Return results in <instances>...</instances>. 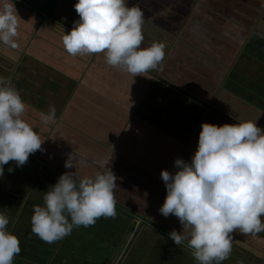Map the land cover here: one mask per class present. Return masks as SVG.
Returning a JSON list of instances; mask_svg holds the SVG:
<instances>
[{
	"label": "crops",
	"instance_id": "0c3cea01",
	"mask_svg": "<svg viewBox=\"0 0 264 264\" xmlns=\"http://www.w3.org/2000/svg\"><path fill=\"white\" fill-rule=\"evenodd\" d=\"M10 2L18 47L0 43V76L13 80L26 104L23 118L40 125L44 140L23 166L6 164L0 178V210L6 207L20 240L15 261L118 264L150 245L146 264L167 263L171 255L195 264L168 235L182 230L178 218L159 212L167 194L161 171H175L176 158L190 161L203 122L253 120L264 129V0H128L144 11L142 46L165 45L157 68L135 77L108 65L103 53H67L62 37L79 19L76 0ZM50 105L56 119L43 125L39 115ZM73 151L76 169H68ZM98 161L117 177L115 217L76 227L54 243L32 233L33 207L43 204L45 191L68 171L94 175ZM158 249L165 252L154 261ZM226 260L264 264V232L234 233Z\"/></svg>",
	"mask_w": 264,
	"mask_h": 264
},
{
	"label": "clouds",
	"instance_id": "9594fccd",
	"mask_svg": "<svg viewBox=\"0 0 264 264\" xmlns=\"http://www.w3.org/2000/svg\"><path fill=\"white\" fill-rule=\"evenodd\" d=\"M74 8L79 19L62 37L68 54L103 53L108 65L121 67L133 77L145 76L163 61V43L142 46L141 7L130 6L128 0H76ZM17 35L14 2L0 0V43L15 49ZM25 110L13 80L0 76V178L10 161L21 167L30 154L42 150L40 125L25 120ZM55 119L54 105L39 115L43 125ZM77 160V153H69L65 167L76 169ZM97 165L94 175L79 176L75 170L58 177L45 191L43 204L33 207L32 233L54 243L76 227L91 226L100 217H115L117 177L104 161ZM174 168L161 171L167 194L159 212L178 218L182 230L173 229L168 235L176 246H186L198 264L226 260L234 233L264 232V129L256 121L203 122L190 161L176 158ZM13 170L10 165L8 171ZM9 223L5 207L0 210V264H13L21 252Z\"/></svg>",
	"mask_w": 264,
	"mask_h": 264
},
{
	"label": "rangeland",
	"instance_id": "374dc122",
	"mask_svg": "<svg viewBox=\"0 0 264 264\" xmlns=\"http://www.w3.org/2000/svg\"><path fill=\"white\" fill-rule=\"evenodd\" d=\"M148 42H150V40H146L145 41V43H148ZM14 234H15V232H14ZM134 234L135 233H133V235ZM152 249H154V247L149 245L146 248H143V252L144 253L142 252L141 254H135V255L132 254V252L129 251L128 253H126V256L123 257L118 264H146V262L144 263L143 261H147L148 260V258L146 259V256L148 255L147 253L150 250H152ZM164 252L165 251L163 249H158V253L157 252L156 253L158 254L157 256H158L159 259L153 258L152 260L160 261L161 258H160L159 254H163ZM185 256H187V255L185 254ZM175 258H174V255L173 256L171 255V256H169V260L167 261V263H163V264H191V261L189 262L188 259L185 260L184 256L181 257L179 260H174ZM189 258H191L190 260H192V258H194V257L193 256H189ZM19 262H21V261H15V259H14L13 264H19ZM150 264H153V263H150ZM195 264H198V262L195 261ZM221 264H233V262H231L230 260H224V261L221 262Z\"/></svg>",
	"mask_w": 264,
	"mask_h": 264
},
{
	"label": "built area",
	"instance_id": "2783aa9c",
	"mask_svg": "<svg viewBox=\"0 0 264 264\" xmlns=\"http://www.w3.org/2000/svg\"><path fill=\"white\" fill-rule=\"evenodd\" d=\"M136 227H137V223L134 224V226H133V230L136 229Z\"/></svg>",
	"mask_w": 264,
	"mask_h": 264
},
{
	"label": "trees",
	"instance_id": "16d2710c",
	"mask_svg": "<svg viewBox=\"0 0 264 264\" xmlns=\"http://www.w3.org/2000/svg\"><path fill=\"white\" fill-rule=\"evenodd\" d=\"M135 230H137V228H136ZM135 230H134V231H135Z\"/></svg>",
	"mask_w": 264,
	"mask_h": 264
}]
</instances>
